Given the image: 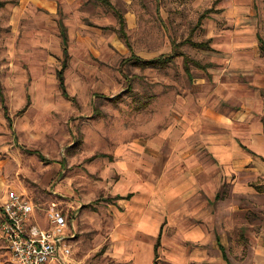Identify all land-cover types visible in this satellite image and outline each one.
Wrapping results in <instances>:
<instances>
[{"label": "rangeland", "instance_id": "obj_1", "mask_svg": "<svg viewBox=\"0 0 264 264\" xmlns=\"http://www.w3.org/2000/svg\"><path fill=\"white\" fill-rule=\"evenodd\" d=\"M109 1L60 3L55 13L3 0L0 177L34 203L63 210L74 234L68 264H152L160 228L156 264H264V87L255 106L245 98L256 72L247 44L254 33L264 37V0ZM60 23L68 96L57 75ZM167 55L164 65L135 60ZM161 131L164 150L188 141L207 165V208L192 223L205 224L204 236L189 239L192 224L168 226L160 215L162 227L139 234L150 256L134 263L114 237L110 218L126 206L110 205L120 175L108 166L119 146ZM235 149L233 164L221 150Z\"/></svg>", "mask_w": 264, "mask_h": 264}, {"label": "crops", "instance_id": "obj_2", "mask_svg": "<svg viewBox=\"0 0 264 264\" xmlns=\"http://www.w3.org/2000/svg\"><path fill=\"white\" fill-rule=\"evenodd\" d=\"M18 1L23 3V5H36L55 13L60 3H74L77 5L79 2V0ZM239 13L240 12H237L236 15ZM62 30H65L67 34L64 23H60L59 29L63 52L64 41ZM260 39L264 42V37L262 35L254 33L250 38V42L247 44L251 47L250 55L247 57L248 66L250 65L253 67L257 73L251 70L249 71L252 80L248 82L249 87L247 88L245 98L247 102L249 101V103L254 106L256 103L254 99H257V96H259L261 92L260 87H264V84H261V80L262 82L264 80V61L258 58L260 51L264 53V50L261 49ZM68 42L67 34V51ZM240 47L243 46L240 44ZM245 49H248V47ZM169 61L170 59L165 63ZM187 73L189 76L191 75L189 71H187ZM240 91L242 92V90ZM248 109L249 112L246 113L250 114V107ZM4 115L7 120L11 117L8 112L7 114L4 112ZM9 125H11V123H9ZM166 135V132L161 131L158 136L152 139L141 138L142 141L140 139H133L130 143L119 146L116 156L113 158L114 162H110L113 164L108 166L111 175L114 173L112 172V168H114V171L116 169L117 173L120 175L119 180L115 183V187L118 190L115 193L113 192L119 199L115 202L116 204L110 205L117 207L118 210L122 208L121 205L126 206L125 212L123 211L120 214L117 213L110 218L112 225L117 226L114 237L116 241L123 245V254L129 255L132 260L134 259V263L141 260L144 256H150L149 248L145 246L146 251H144V247L139 245L142 242L139 234L141 232H146L148 234L149 229L160 225V227H162V223H159L160 215L169 221V223H167L168 226H185L186 222L189 223H187L186 226H189L194 221V213L206 210L207 208V195L204 194V192L207 191V184L205 182L207 165L204 167L198 158L192 156L195 155L196 150L189 147L186 143L188 141L176 140V142H171L172 149L168 146L166 147L167 149L164 150L163 141L165 140L163 138H165ZM221 152L226 154V158L231 162L233 160L234 163H236L237 157L235 158L234 155L238 156V149H235L233 155H231L228 150L226 152L221 150ZM245 157L253 161L251 154ZM139 165L142 166L141 171L138 169V167H140ZM5 182L6 181L0 177V264H11L12 262H9L10 260L8 258L11 254L1 231V222L4 217L2 202L6 191L12 189V187ZM160 188L162 189L161 191ZM21 192L28 196L26 192ZM131 194L132 196H130ZM128 196H130V200L127 198ZM120 200L125 202L122 204ZM133 200L137 203L132 204ZM35 204L34 218L41 226H46L47 221L44 215V208L48 205L43 206L37 203ZM192 225L194 228L188 233L187 238L195 239L204 236V223L196 222ZM161 233L160 228L152 244V264H156L155 261L158 256ZM138 245L141 249H138Z\"/></svg>", "mask_w": 264, "mask_h": 264}, {"label": "built area", "instance_id": "obj_3", "mask_svg": "<svg viewBox=\"0 0 264 264\" xmlns=\"http://www.w3.org/2000/svg\"><path fill=\"white\" fill-rule=\"evenodd\" d=\"M36 204L24 193L8 189L2 202L1 231L14 264H68L71 256L67 216L52 204L44 208L47 221L34 218Z\"/></svg>", "mask_w": 264, "mask_h": 264}, {"label": "trees", "instance_id": "obj_4", "mask_svg": "<svg viewBox=\"0 0 264 264\" xmlns=\"http://www.w3.org/2000/svg\"><path fill=\"white\" fill-rule=\"evenodd\" d=\"M102 1H104L106 3H110L109 0H102ZM3 3L4 2L2 0H0V6L3 5ZM120 20H121V23H122V26H123L124 22H125L124 16L121 15L120 16ZM62 37H63V41H64V50H63L64 57H63V61H62V67L58 70L57 75H58L59 85H60V87L62 89L63 95L68 96L66 88H65V83H64V70L67 67V60H68V57H69V54H68V51H67V48H66L67 34H66L65 30H62ZM260 42H261V49L264 50V42H263V40L260 39ZM197 45H202V43H197ZM169 58H170V55L160 56V57H158L156 59H149V60H141L140 58L136 57L135 60H136V63L139 62L142 65H146V64L163 65ZM5 113L7 114V109L6 108H5Z\"/></svg>", "mask_w": 264, "mask_h": 264}]
</instances>
